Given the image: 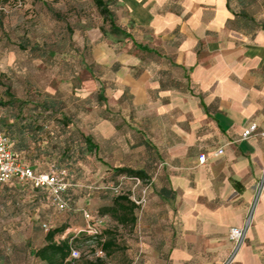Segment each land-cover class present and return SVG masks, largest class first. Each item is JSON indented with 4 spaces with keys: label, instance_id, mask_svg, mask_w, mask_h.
Wrapping results in <instances>:
<instances>
[{
    "label": "crops",
    "instance_id": "crops-1",
    "mask_svg": "<svg viewBox=\"0 0 264 264\" xmlns=\"http://www.w3.org/2000/svg\"><path fill=\"white\" fill-rule=\"evenodd\" d=\"M112 6L117 23L146 49L115 55L104 39L108 53L101 44L93 51L98 63L115 66L104 95L109 115L95 126L97 147L118 149L122 141L124 166L141 171L143 181L149 154L159 160L139 264H222L230 228L242 226L252 206L253 225L235 264H264V138H241L250 123L264 130V21L251 20L237 0ZM116 110L122 123L112 117ZM219 147L224 152L216 155ZM203 153L208 159L199 163Z\"/></svg>",
    "mask_w": 264,
    "mask_h": 264
},
{
    "label": "rangeland",
    "instance_id": "rangeland-1",
    "mask_svg": "<svg viewBox=\"0 0 264 264\" xmlns=\"http://www.w3.org/2000/svg\"><path fill=\"white\" fill-rule=\"evenodd\" d=\"M237 2L251 20L264 21V0ZM103 26L109 28L94 0L0 4V128L25 162L38 171L56 169L68 183L64 210L53 204L48 189L38 191L17 179L0 188V264H45L33 251L47 243L50 230L61 227L65 231L55 240L69 238L80 250L75 264H139L145 254L138 245L158 158L149 154L143 181L149 186L147 202L136 210L137 223L121 224L101 209L112 205L116 197L113 189L126 173L118 169L128 167L123 142L118 149L105 142L92 152L85 144L87 135L95 144L99 142L95 126L98 116L109 115L104 95L110 91L109 71L115 68L98 63L93 51L101 44V54L108 53L104 43L108 39L115 55L140 52L129 38L114 43L101 31ZM113 112L112 117L122 123V111ZM9 124L13 135L8 134ZM31 125L43 128L35 132ZM133 155L138 161V150ZM132 185L127 180L122 190L128 192ZM96 229L102 235L94 237ZM110 237L115 238L112 252L99 254L101 243Z\"/></svg>",
    "mask_w": 264,
    "mask_h": 264
},
{
    "label": "built area",
    "instance_id": "built-area-1",
    "mask_svg": "<svg viewBox=\"0 0 264 264\" xmlns=\"http://www.w3.org/2000/svg\"><path fill=\"white\" fill-rule=\"evenodd\" d=\"M261 136L264 138V130H259L257 123H250L247 125L241 135L242 139H249L253 136ZM224 152L223 147H219L215 154L221 155ZM208 159L206 154L199 156V163H204ZM16 178L19 181L30 184L33 188H46L52 195L53 204L61 210H64L68 206V201L64 194L67 191L68 183L62 173L56 169H52L49 172H36L30 166L24 164L18 155L11 149V140L9 136L0 129V187L7 181ZM131 180L133 185L129 188V197L134 201L138 207H143L147 202V193L149 186L143 184V180L139 176L123 175L121 182L114 187L116 191L122 189V183ZM258 192L264 189V173L261 181L258 185ZM255 206H252L249 210L245 222L242 226H232L229 230V238L232 242L231 250L222 264H235L238 254L246 240L248 238L249 231L253 225V214ZM86 217L90 220V214L85 211ZM47 227V224H43ZM95 234L99 231L96 229ZM99 254H103L104 251L100 249ZM81 257V252L77 248H72L69 261L75 264Z\"/></svg>",
    "mask_w": 264,
    "mask_h": 264
},
{
    "label": "trees",
    "instance_id": "trees-1",
    "mask_svg": "<svg viewBox=\"0 0 264 264\" xmlns=\"http://www.w3.org/2000/svg\"><path fill=\"white\" fill-rule=\"evenodd\" d=\"M4 1H8V0H0V4ZM94 1L98 6V8L100 9L102 15L104 16L105 22L109 24V28H106L104 26L101 27V31L106 37H108L109 39L111 38L113 41L116 42H123L126 38H131L137 47L146 49L145 46L135 41V39L133 38L132 34L129 31H127L123 26L117 23L115 12L113 11L112 8H110V5L112 3L114 4L117 0H109V1L94 0ZM0 105H3V103L0 102ZM33 125H31V127ZM12 127L13 125L10 124L7 125V129H8L7 131L9 135H13ZM42 128L43 127L41 126L40 127L33 126L32 130L35 132H39V130H41ZM20 131L24 132L25 127H23ZM85 144H86V149L89 152H92L94 149L95 150L98 149L97 144L94 143L93 138L90 135L85 136ZM11 149L13 152H15L18 155V157L21 159V161L24 164L30 166L36 172H44V171H38L34 166H32V164H28L27 162H25L23 158L20 157L19 153L14 150L15 148L12 147V142H11ZM118 171L121 173L126 172L123 175H131V176H139V177L143 175L141 171H135L126 168H119ZM14 179L16 178H13L11 180ZM11 180L5 182L1 187L6 185ZM36 190L45 191L46 188H36ZM113 190H114L113 192L116 193V197L114 198L112 205L103 207L101 209L102 214L111 215L113 218L117 219L118 222L121 224L135 225L138 220V217L136 215V210L138 209V205L130 199L129 197L130 191L128 190V192H125L122 189H120L119 191H116L115 189ZM66 192L64 194L65 198H66ZM64 231H65V227L50 230L46 235L47 243L41 248L34 250L33 251L34 255L38 256L41 260H43L45 264H72L71 261H69L71 250L72 248H77V247L72 245L69 238L60 241L55 240L56 235L58 233H63ZM108 232L110 233V231ZM99 235H102V231H99L98 235H94V237H98ZM114 245H115V238L110 237L109 239H105L101 243V249L103 251L110 253L112 252V248L114 247ZM90 264H97V262H91Z\"/></svg>",
    "mask_w": 264,
    "mask_h": 264
}]
</instances>
